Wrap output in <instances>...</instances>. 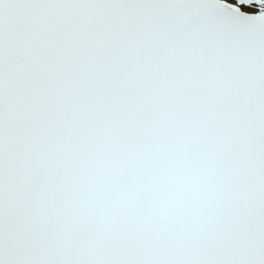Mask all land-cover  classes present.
Instances as JSON below:
<instances>
[{"label": "snow or ice", "instance_id": "snow-or-ice-1", "mask_svg": "<svg viewBox=\"0 0 264 264\" xmlns=\"http://www.w3.org/2000/svg\"><path fill=\"white\" fill-rule=\"evenodd\" d=\"M0 264H264V0H0Z\"/></svg>", "mask_w": 264, "mask_h": 264}]
</instances>
